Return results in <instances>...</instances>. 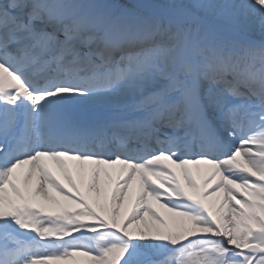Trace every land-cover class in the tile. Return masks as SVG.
Instances as JSON below:
<instances>
[{
	"label": "snow or ice",
	"instance_id": "snow-or-ice-1",
	"mask_svg": "<svg viewBox=\"0 0 264 264\" xmlns=\"http://www.w3.org/2000/svg\"><path fill=\"white\" fill-rule=\"evenodd\" d=\"M79 257L264 264V0H0V264Z\"/></svg>",
	"mask_w": 264,
	"mask_h": 264
},
{
	"label": "bare ground",
	"instance_id": "bare-ground-1",
	"mask_svg": "<svg viewBox=\"0 0 264 264\" xmlns=\"http://www.w3.org/2000/svg\"><path fill=\"white\" fill-rule=\"evenodd\" d=\"M188 167H189L190 171L192 172L196 181L198 183H201L203 180V168H204V166L203 165L199 166L201 169L200 173H197L196 166L189 165ZM53 174L62 184H64L65 186L67 185V182L64 180V177L60 174L59 170L55 169L54 167H53ZM174 174L176 175L177 179H179L181 181V183H183V178L180 174V170L177 169V172H175ZM73 179L76 181L77 186L80 187L81 191H84V186L81 183L80 178L77 177L74 172H73ZM115 181H116V177L111 178V180L108 182L109 189L114 186ZM108 194L110 195V191ZM222 195L223 194L221 193V196ZM215 199H216V197H213V200H215ZM149 202L152 204L153 209L157 213H159L161 216H163L166 221L169 220L170 214L167 213L166 209L161 208L160 205L158 203H156L154 200H149ZM130 209H131V204L129 203L127 206V210H130ZM46 210H51V209H46ZM142 215H143V213H142ZM145 219H149V218L145 217ZM78 260L80 261V264H89L87 257H79Z\"/></svg>",
	"mask_w": 264,
	"mask_h": 264
}]
</instances>
